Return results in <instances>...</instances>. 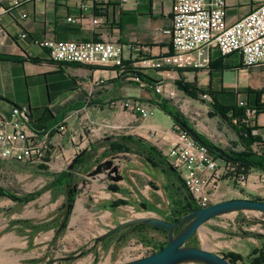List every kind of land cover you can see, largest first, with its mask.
I'll use <instances>...</instances> for the list:
<instances>
[{"label":"crops","instance_id":"1","mask_svg":"<svg viewBox=\"0 0 264 264\" xmlns=\"http://www.w3.org/2000/svg\"><path fill=\"white\" fill-rule=\"evenodd\" d=\"M14 1L24 0H0V4L9 6ZM174 1L41 0L23 2L19 7L13 8L9 14L0 16V55L10 58L0 60V113L8 117L14 106L28 107L30 127L40 135L44 133L50 135L52 144L46 153L47 163L52 160L55 164L69 163V157L66 156L68 152L74 157L77 155L75 148L76 150L79 148L82 152V146L87 143V146L93 145L88 135L79 134L76 136L79 143L81 142L79 146L72 143L69 148L63 149L60 144L66 136L62 134L60 139L55 137L59 127L65 126V130L74 131L77 122L72 121L67 125L65 119L70 112H76L86 106L92 107V111L96 108L101 109V115L96 119L92 117L95 119L92 122L101 124L100 127L104 129L109 128V118L107 114L102 113L103 107H107L109 111L113 109L111 106L119 107L121 109L118 110L119 112L126 111L127 115L118 119L120 127H128L129 131L124 136L142 139L164 154L176 143L178 128L169 116L156 106L146 103L154 101L158 96L154 95L151 86L161 84L166 89L174 87L181 76L198 89L211 93L216 102L223 107L239 106L242 102L244 107L260 109L255 125L260 134L264 135V66L245 67L238 54L222 57L216 49H203L204 57L208 61L204 68L180 67L182 74L179 75L176 68L158 71L148 67V61H156L173 53L170 36L165 32L172 25ZM250 10V0H226L228 23L241 19ZM22 13L26 14L25 19L21 18ZM68 18L79 21L72 23L67 21ZM22 33L25 34V38L19 37ZM44 40L115 43L121 49V65H57L48 60L47 50L38 46L37 43ZM192 56L197 58L196 53ZM30 58H37L40 62L32 63L29 61ZM226 73H234L238 78L237 92L234 94L230 92L234 95L232 103L221 101L219 96L220 93L226 92L223 84ZM135 74L141 79L139 84L128 80V77ZM184 97L188 102L184 103L185 105L198 108L206 114L207 122L203 121L206 123L204 125H209L210 131L199 133L195 129L197 133L210 139L209 134L212 132V135L216 134L221 138L220 143L228 138L229 142H227L230 145L237 140L233 130L219 118L208 117V102L201 99L194 100L185 95ZM135 98L145 101L143 105L148 111L152 108L155 114L142 118L120 107V103L123 106L125 103L135 101L133 100ZM90 116L89 113V119ZM55 141L62 151L60 154L53 146ZM94 149L90 147V150ZM129 155L149 164L136 153L132 152ZM224 161L217 160V163L222 166ZM259 171L256 169L247 171V180L242 187L235 185L232 178L235 167L234 172L229 171L226 175H222L213 198L214 204L235 199H261L264 195V187L258 180ZM172 179H174L173 186L182 194L181 203H177L176 206L167 203L159 205L158 208H154L155 216L150 217L169 220L182 205L190 203L178 174L176 179L173 177ZM151 201L154 203L155 199L151 198ZM260 216L264 215L260 214ZM238 240L240 241L237 249L231 253L240 255L247 264V257L259 250L264 243V227L257 237H242ZM225 254L227 253L220 252V255Z\"/></svg>","mask_w":264,"mask_h":264},{"label":"rangeland","instance_id":"2","mask_svg":"<svg viewBox=\"0 0 264 264\" xmlns=\"http://www.w3.org/2000/svg\"><path fill=\"white\" fill-rule=\"evenodd\" d=\"M174 68L178 71L179 67ZM223 84L226 92L219 94L220 100L232 103L233 94L237 92L238 78L234 73H226ZM163 90L161 94L154 95H158L175 108L194 130L199 133L210 131L209 125H204L206 124L204 121L207 122L206 114L198 108L185 105L184 103H188L186 97L175 84L174 87L167 89L163 86ZM201 99L208 102L203 97ZM133 100L135 101H130V105H136L148 116L155 114L152 108L148 111L142 99ZM198 100L200 101V98ZM120 107L126 109L122 103ZM91 108L86 106L67 115L65 123L68 125L76 121L77 126L70 132L64 128L63 134L66 139L60 144L63 149L69 148L72 143L79 146L81 142L79 143L76 136L88 135L93 145L87 146V143L82 146L80 164H77L76 156L81 150L79 148L76 150L74 146L77 155L72 157L68 152L66 156L69 157V163L55 164L54 160L50 163L42 160L31 164L0 161V264H118L117 262L122 261V255H125L128 246L131 243L136 244V241L140 242L138 237L131 230L122 231L104 244L96 242L100 235L122 222L139 218L138 216H155L154 208H158L159 205L167 203L176 206L177 203H181L182 194L175 189L174 179L168 173L142 162L137 157H132L129 155L132 152L110 150V145L116 143L115 138L123 137L129 131L126 126L120 127L118 121L127 115L126 111L119 112L121 109L114 106H111L113 109L109 111L107 107H103L102 113L107 114L109 118V128L104 129L100 127L101 124L92 122L101 115V109L96 108L92 111ZM258 115L259 112L255 109L254 115L250 118L252 126L256 127L255 120ZM211 133L208 140L213 145L227 152L243 151V148L236 144L237 140L231 145L228 138L224 140L226 142L222 140L220 143L221 138ZM53 146L57 153L62 152L58 148V142ZM90 147L95 149L90 150ZM250 149L255 153H263L264 144L256 141ZM158 152L163 156V151ZM67 171L72 173L70 191L75 193L74 203L68 213L66 202L69 194L66 187L57 189L52 185L53 176ZM259 172L258 180L264 187V171ZM247 175L248 173L241 168L234 172L232 178L235 185L242 187L243 185L236 182V178H241L245 183ZM3 192L16 199L4 196ZM151 198L155 199L154 203ZM253 200L264 202V195L261 199ZM78 203L82 207L81 211L77 209ZM262 217L264 216L257 212H243L215 218L199 228L193 236V244L197 248L218 255L220 252L230 254L237 249L239 238L258 236L264 227ZM34 227L38 230L33 231ZM142 234L152 241H165L164 236L157 231L146 230ZM236 264H241V261H237Z\"/></svg>","mask_w":264,"mask_h":264},{"label":"built area","instance_id":"3","mask_svg":"<svg viewBox=\"0 0 264 264\" xmlns=\"http://www.w3.org/2000/svg\"><path fill=\"white\" fill-rule=\"evenodd\" d=\"M30 1L41 0L14 1L9 6L0 4V16L9 14L13 8ZM250 4L251 10L247 15L234 23H228L226 0H175L172 25L165 32L170 36L173 53L156 61H148V67L204 68L208 61L203 49H216L222 57L238 54L245 67L264 66V0H250ZM26 17L25 13L21 14L22 19ZM67 21L76 23L79 20L68 18ZM19 37L25 38V34L22 33ZM37 44L47 50L48 60L56 64L121 65V49L115 43L44 40ZM193 53L197 54V58L192 56ZM161 90V84L154 87L156 94H161ZM202 97L211 101L207 95ZM123 106L132 115L138 114L143 118L148 116L136 105L125 103ZM239 106L245 108L246 119L243 123L252 125L250 118L255 109L244 107L242 102ZM63 132L64 127H59L55 133L56 138ZM251 134L259 136L260 143H264V135L259 131L252 130ZM50 145L48 133L40 135L30 127L28 107L14 106L8 117L0 113V161L21 164L42 161ZM163 157L175 169L189 201H193L197 208L214 204L213 198L222 175L234 172V167L229 163L219 166L208 150L183 130H178L176 143L165 151ZM236 182L244 184L241 178H236ZM153 253L155 249L152 245L136 241V244L128 246L127 252L122 255V261L117 263L122 264Z\"/></svg>","mask_w":264,"mask_h":264},{"label":"trees","instance_id":"4","mask_svg":"<svg viewBox=\"0 0 264 264\" xmlns=\"http://www.w3.org/2000/svg\"><path fill=\"white\" fill-rule=\"evenodd\" d=\"M9 57L0 55V60H9ZM30 62L32 63H39L40 60L37 58H30ZM56 64V63H55ZM57 65H64L63 63L57 64ZM179 74L182 73V69L178 68L177 69ZM128 80H130L132 83L139 84L141 82L140 77L138 74H135L133 76L128 77ZM158 85V84H156ZM151 86L152 90L154 92V87L156 86ZM175 85L178 90H180L184 95L187 97L198 100V98H202L203 95H209L210 96V103H209V111L207 113L208 117H217L223 122L227 127H229L237 136V142L236 144L240 145L243 148V151L241 152H236V151H230L228 152L230 157L232 158L230 161H224L223 159L220 158V156L216 153H213L211 151L212 147L214 146L212 142H210L208 139H206L203 135L197 133V140L195 141L197 144L205 147L209 154L213 156L214 159L216 160H221L226 163H229L230 165L235 167V173L238 171L239 168L243 169L245 173L247 171L256 169V170H261L264 171V152L263 153H255L252 152L250 147L251 145L259 141L260 142V137L256 136L254 137L251 132L252 130H258L257 127L243 123V121L246 119L245 116V108L235 106V107H223L216 102L215 98L211 95V93L203 91L201 89H198L193 83H186L184 79L180 76V78L175 82ZM155 94V92H154ZM202 100V99H201ZM151 105L156 106L159 110H161L165 115L169 116L172 118V116L177 117L180 121L184 122L187 124L189 127H191L188 123L187 120H185L178 111H176L175 108L170 106L166 101L162 100L158 96L155 97L154 101L149 102ZM260 109H257L259 112ZM175 126L178 128V130H182L177 126L175 123ZM192 128V127H191ZM116 143H112L110 145V150L111 151H118V152H133L136 153L140 156H142L146 162H148L152 167L155 168H160L162 171L168 173L169 176L173 178H177L176 172H172L169 169V165L167 164L165 158L155 149L152 145L147 143L146 141L138 138H132L130 136H123V137H118L115 138ZM264 144V143H262ZM227 152V151H226ZM81 152L76 156V162L77 164H80L82 162L81 158ZM78 157V158H77ZM45 162L48 161V157L45 156L43 159ZM72 173L71 171H67L61 174H58L56 176H53V181L52 185L57 188L61 189L62 187H66L68 195V199L66 202V206L68 207L67 213L71 209L73 203H74V197L75 193L74 191H70L71 189V183H72ZM4 196H8L12 199H16L15 197L7 194L6 192L2 193ZM190 203H186L181 206L179 211H175L173 216L169 218V220L176 221L183 217L184 215L187 214V210L189 208H197L194 203L189 201ZM31 228V227H29ZM35 229L33 231H37V227H34ZM132 231L136 234L138 237L139 241L143 243L144 245H152L155 249V252L160 251L165 245L167 241V235L163 230L159 229H154L151 227L147 226H133V227H128L123 231ZM146 230H153L160 232L164 236L165 241H152L145 237L142 233ZM122 232V231H120ZM119 232V233H120ZM178 231L175 230L174 233H177ZM118 234V233H116ZM114 235L101 240V243H106ZM189 247H194L197 248L193 244V238H191L187 244ZM225 259L228 260L230 264H236L237 261H241V264H244L242 258L239 255L236 254H227L224 256ZM247 263L248 264H264V243L262 247L257 250L252 252V254L247 258Z\"/></svg>","mask_w":264,"mask_h":264},{"label":"water","instance_id":"5","mask_svg":"<svg viewBox=\"0 0 264 264\" xmlns=\"http://www.w3.org/2000/svg\"><path fill=\"white\" fill-rule=\"evenodd\" d=\"M171 119L194 141L197 140V132L193 128L175 116H172ZM211 151L218 154L223 160L230 161L232 159L228 152L216 145L212 147ZM169 169L172 172H176L172 167H169ZM191 202L193 203V201ZM243 212H257L264 215V202L235 199L211 204L205 208H189L187 214L176 221L163 220L157 217L136 218L122 222L118 226L103 233L96 239V242H100L128 227L139 225L147 226L163 230L167 235L166 245L158 252L122 264H183L188 262L200 264H230L221 255L201 248L189 247L186 244L193 238L199 228L207 222L227 214ZM175 230H178V232L174 233Z\"/></svg>","mask_w":264,"mask_h":264},{"label":"bare ground","instance_id":"6","mask_svg":"<svg viewBox=\"0 0 264 264\" xmlns=\"http://www.w3.org/2000/svg\"><path fill=\"white\" fill-rule=\"evenodd\" d=\"M81 208H82V207H80V204L78 203V208H77V209H78L79 211H81ZM138 217H139V218H140V217L142 218V217H144V216L142 215V216H138Z\"/></svg>","mask_w":264,"mask_h":264},{"label":"flooded vegetation","instance_id":"7","mask_svg":"<svg viewBox=\"0 0 264 264\" xmlns=\"http://www.w3.org/2000/svg\"><path fill=\"white\" fill-rule=\"evenodd\" d=\"M178 231V230H177Z\"/></svg>","mask_w":264,"mask_h":264}]
</instances>
